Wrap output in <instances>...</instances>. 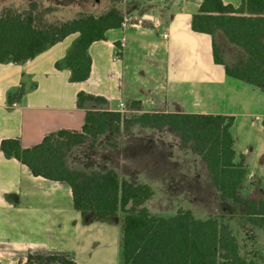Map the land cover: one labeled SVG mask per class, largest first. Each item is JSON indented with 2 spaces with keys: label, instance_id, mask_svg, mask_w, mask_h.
Listing matches in <instances>:
<instances>
[{
  "label": "crops",
  "instance_id": "0c3cea01",
  "mask_svg": "<svg viewBox=\"0 0 264 264\" xmlns=\"http://www.w3.org/2000/svg\"><path fill=\"white\" fill-rule=\"evenodd\" d=\"M223 1L233 4L230 0ZM201 2L120 1L116 7L124 21L120 27L109 29L105 39L90 45L91 73L84 81L72 82L68 68L56 67L57 62L64 60L74 40L69 38L75 34L22 63L11 59L0 62V144L4 138H17L27 148L59 130H81L87 110L93 107L79 104L78 93L84 91L105 97L109 110L127 111L132 116L153 111L234 116L231 131L235 137V160L244 159L237 160L239 136L235 124L239 116L246 115L247 109L239 105L237 110L235 103L239 94L244 97L248 83L227 75L225 66L214 61L210 34L192 29V16ZM233 5L238 7L240 4ZM218 35L225 48L229 42L224 34ZM131 101H137L138 105L132 107ZM217 102L223 109L218 108ZM136 125L129 133H100L94 146L90 139L73 146L66 154L67 166L88 171L84 160L90 157L91 171L114 169L121 178L135 183L132 177L139 176L132 170L129 160L131 151L137 146V140L131 139L139 130ZM261 127L263 130L262 124ZM158 131L171 146V150H160L166 158L165 168L173 167L180 156L185 157L186 150L192 151L181 147L178 137L170 130ZM167 131L178 139V143ZM241 135L252 141L251 130H245ZM244 160L248 175L240 188L249 192L256 184L250 179L254 160L249 161V156ZM198 163L201 165L199 157ZM201 172L207 178L202 166ZM259 172L264 177V168H259ZM171 176L169 186L180 188L179 171L177 174L173 168ZM151 181L153 179L147 177L139 183L151 186ZM227 200L230 199H223ZM242 210L247 220V212ZM233 217L236 221L239 218L229 215L225 223L234 232ZM123 221L118 213L104 218L90 212L81 214L74 207L72 191L66 182L33 175L25 164L7 158L0 148L1 264H21L28 253L35 252L67 255L78 264H123ZM235 236L240 255L263 264L261 247ZM47 264L59 263L51 261Z\"/></svg>",
  "mask_w": 264,
  "mask_h": 264
},
{
  "label": "trees",
  "instance_id": "16d2710c",
  "mask_svg": "<svg viewBox=\"0 0 264 264\" xmlns=\"http://www.w3.org/2000/svg\"><path fill=\"white\" fill-rule=\"evenodd\" d=\"M37 1L18 10L4 7L0 12V62L22 63L63 41L76 38L56 67L70 70L72 82L84 81L91 73L90 45L106 38V32L122 25L124 17L116 6L100 15L83 13L68 19L49 21L53 7L38 10ZM191 27L212 36L213 58L223 64L227 75L257 87H264V0H242L236 7L223 0H202L193 14ZM244 52L234 65L223 59L217 34ZM12 97H9L11 100ZM81 106L93 105L85 115L81 130L63 129L24 148L17 138H4L0 148L7 158L25 164L35 176L66 182L72 191L74 207L81 214L99 218L123 212L121 237L123 264H259L240 255L237 237L228 223L216 218H197L190 209L180 208L172 216L153 214L145 202L154 191L146 183L135 184L121 178L114 169L87 172L66 164L67 151L100 133H129L135 124L157 130H170L181 147L198 155L202 169L222 199L239 203L247 220L264 230V185L257 182L244 195L241 184L248 170L244 159L235 160V137L231 131L234 116L211 113L143 112L126 116L109 110L107 99L84 91L78 93ZM132 107L138 105L131 101ZM264 133V119L262 121ZM78 264L67 255L50 252L28 253L21 264ZM1 264V263H0Z\"/></svg>",
  "mask_w": 264,
  "mask_h": 264
},
{
  "label": "rangeland",
  "instance_id": "374dc122",
  "mask_svg": "<svg viewBox=\"0 0 264 264\" xmlns=\"http://www.w3.org/2000/svg\"><path fill=\"white\" fill-rule=\"evenodd\" d=\"M32 1H37L39 4L37 11H42L47 6L54 8V11L46 14L47 20L63 21L80 16L83 13L100 15L110 7L117 6L123 0H0V12L4 7L18 10L27 9ZM230 1L235 5H239L242 0ZM75 38L76 36H71L69 39L73 40ZM217 41L220 43L218 34ZM222 55L225 62L232 66L239 59L243 58L244 52L234 48L229 43L225 48L222 46ZM250 85L247 84L245 86L244 97L242 94H239V100L235 103L237 110L239 109V105L247 109V111H244L247 112L246 115L239 116L235 124V131L239 136L237 160L241 158L248 159V156L249 161L254 160L251 163L253 170L250 179L254 184L257 182L264 184V177L259 172V168H264V134L261 127L264 119V87ZM13 105H16V103H13ZM216 105L219 109H223V107H220V102H217ZM123 113L128 117L132 116L127 111ZM136 127L141 130V133L137 134L136 132H139V130L135 131L131 138L132 140H137V146L131 151L132 158L129 161L132 170L139 177L135 176L132 179L135 183L146 180L147 177L153 179L151 187L154 193L146 203V206L151 211L157 214L162 213L165 216H172L178 209L184 208L190 209L198 218L214 217L220 222H226L229 215L239 217L242 214L237 221L233 217L235 223H231V225L235 234L239 238H245L253 244L257 243L261 247V251L264 252V230L246 220V214L238 203L231 200L223 201L219 191L201 172V165L198 163L196 154L190 150H186L185 157L180 156L179 159H181H176L178 162L174 163L173 167L165 168L163 163L166 161V158L160 150H171L170 143L160 136L162 132L158 130L142 127L138 124ZM245 130H251L252 141L242 137L241 134ZM168 133L178 143V139L170 132ZM175 142H171V145L176 146ZM159 154L161 157L158 156ZM84 161L85 165H88L87 172H93L91 171L93 164L90 157H87ZM126 161H128L127 158ZM173 168L177 174L179 171L181 182V187H174L176 189L169 186L172 180L171 171ZM242 191L244 194L248 192L245 188H242ZM118 215L124 219L125 214L123 212H118ZM260 260L264 264V255Z\"/></svg>",
  "mask_w": 264,
  "mask_h": 264
},
{
  "label": "built area",
  "instance_id": "2783aa9c",
  "mask_svg": "<svg viewBox=\"0 0 264 264\" xmlns=\"http://www.w3.org/2000/svg\"><path fill=\"white\" fill-rule=\"evenodd\" d=\"M121 105H123V103L121 102Z\"/></svg>",
  "mask_w": 264,
  "mask_h": 264
}]
</instances>
